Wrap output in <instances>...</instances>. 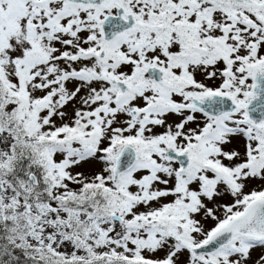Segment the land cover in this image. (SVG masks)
<instances>
[{
    "label": "snow or ice",
    "instance_id": "6c2138e0",
    "mask_svg": "<svg viewBox=\"0 0 264 264\" xmlns=\"http://www.w3.org/2000/svg\"><path fill=\"white\" fill-rule=\"evenodd\" d=\"M0 264H264V0H0Z\"/></svg>",
    "mask_w": 264,
    "mask_h": 264
}]
</instances>
